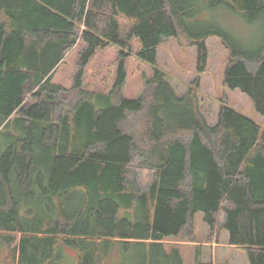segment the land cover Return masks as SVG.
<instances>
[{
	"label": "trees",
	"instance_id": "16d2710c",
	"mask_svg": "<svg viewBox=\"0 0 264 264\" xmlns=\"http://www.w3.org/2000/svg\"><path fill=\"white\" fill-rule=\"evenodd\" d=\"M218 9L261 25L262 43L239 41L210 18ZM212 37L230 51L225 85L264 117V0H0V123L14 118L20 132L0 155L5 264H56L65 247L78 264H186L164 241L194 242L200 212L264 264V126L226 101L209 124L200 78L180 96L158 66L174 38L206 72ZM79 42L67 90L53 78ZM111 47V91L88 90L89 64ZM133 55L152 76L129 99Z\"/></svg>",
	"mask_w": 264,
	"mask_h": 264
},
{
	"label": "rangeland",
	"instance_id": "374dc122",
	"mask_svg": "<svg viewBox=\"0 0 264 264\" xmlns=\"http://www.w3.org/2000/svg\"><path fill=\"white\" fill-rule=\"evenodd\" d=\"M210 18L220 23L245 45L262 43L261 25H250L241 17L226 9L215 10ZM209 58L206 72L200 74L197 70L198 51L196 47L180 46L174 38H167L159 48L158 66L167 74V80L178 95L182 96L195 87L200 78L198 100L200 111L207 122L215 125L221 104L226 101L229 106L256 120L264 126V117L259 115L249 96L240 90H233L225 85L224 74L229 62L230 51L222 40L212 37L208 40ZM84 44L78 43L66 56L64 63L54 74L53 82L70 90L73 77L77 70V59ZM138 45L135 42V51ZM117 49L111 47L101 51L89 64L84 79L88 90L109 93L113 87L116 72ZM127 80L123 95L129 99H136L144 93L146 80L152 76L151 68L133 55L127 63ZM72 103L75 93L67 95ZM135 122L132 123L133 124ZM16 134H20L15 119L0 123V155L12 143ZM227 231L212 233L204 221V213L196 217V236L192 242L187 238L167 239L165 247L170 250L179 248L186 264H195L199 255L203 262L214 264H250L246 249L230 244ZM6 248L0 250V264H5ZM132 254V253H131ZM133 258V256H130ZM120 259V257L115 260ZM56 264H78L75 252L65 247L64 255Z\"/></svg>",
	"mask_w": 264,
	"mask_h": 264
},
{
	"label": "crops",
	"instance_id": "0c3cea01",
	"mask_svg": "<svg viewBox=\"0 0 264 264\" xmlns=\"http://www.w3.org/2000/svg\"><path fill=\"white\" fill-rule=\"evenodd\" d=\"M65 61V60H64Z\"/></svg>",
	"mask_w": 264,
	"mask_h": 264
}]
</instances>
